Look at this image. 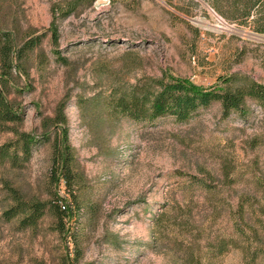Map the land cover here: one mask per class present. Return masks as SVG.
<instances>
[{"label": "rangeland", "instance_id": "rangeland-1", "mask_svg": "<svg viewBox=\"0 0 264 264\" xmlns=\"http://www.w3.org/2000/svg\"><path fill=\"white\" fill-rule=\"evenodd\" d=\"M59 1L0 0V27L18 46L38 37L9 81L8 99L22 114L14 126L36 142L27 162L0 164V264H73L74 256L77 264H181L188 240L200 244L202 258H217L213 264H264V253L252 261L242 247H228L212 257L205 247L222 237L249 245V228L264 221V106L247 100L223 118L214 101L184 122L107 119L100 106L114 91L162 76L204 88L235 73L264 83V33L256 31L264 19L241 25L205 0H95L56 19L54 43L51 5ZM60 102L83 178L81 208L71 203L63 221L74 245L49 207L67 198L50 174ZM3 128L0 146L15 139ZM7 184L24 200L47 202L34 227L2 214L11 202ZM242 199L250 207L240 218ZM161 212L169 224L157 232Z\"/></svg>", "mask_w": 264, "mask_h": 264}, {"label": "trees", "instance_id": "trees-1", "mask_svg": "<svg viewBox=\"0 0 264 264\" xmlns=\"http://www.w3.org/2000/svg\"><path fill=\"white\" fill-rule=\"evenodd\" d=\"M94 1L60 0L52 4L50 26L52 41L56 43L58 39L57 18L74 15L83 8L90 7ZM205 1L215 12H218L227 20L241 25L248 23L251 17L255 22L264 19V0ZM256 31L264 33V24L257 26ZM37 41L38 37H31L18 46L13 36L0 27V125L15 137L13 141L0 146L1 165L7 162L11 167H17L27 162L31 157L32 146L36 142L34 135L20 131L14 126L21 123L22 114L19 113L14 102L8 99V87L12 70L17 67L18 63L20 64V61L30 50L37 46ZM223 83L222 86L204 88L176 77L150 78L144 82L131 85L127 91L110 93L100 104L101 111L105 112L104 115L106 118L108 117L107 119L126 117L136 121H153L170 116L178 122H184L190 119L199 109L206 108L214 101L220 103L223 118L228 117L232 112L244 109L247 100H253L260 106H264V83L238 73L229 75L223 79ZM64 109V102H60L55 109L54 117L51 119L52 126L56 127L58 133L56 141L54 140L52 143L50 174L54 179V183L58 187H63L67 198L56 196L49 207L55 214L58 229L61 228L63 233H67L66 239L71 240L74 245L76 237H72V234L64 229L63 221L66 216L69 217L68 215L74 207L77 210L81 208L78 191L81 188L83 178L76 165L74 149L69 144L67 133L62 127L66 122ZM198 184L205 187L202 182H198ZM7 189L10 191L11 202L4 206L2 214L8 220L19 218V223L24 227H34L37 220L43 216L48 206L47 202L40 200L27 201L19 195L15 188L8 184ZM260 189L262 191L260 202L262 203L259 207L260 213L264 217V183H260ZM71 203L74 204L73 208ZM62 205H64V208H62ZM245 205L250 207L248 199H242L239 202L238 217L240 218H243ZM94 207L93 204L87 206L88 210L95 212ZM250 213V219H258L253 212ZM168 224V219L164 218V212L157 214L154 219V228L157 232H160ZM258 224V228H249L250 235L247 238L244 237L245 242L243 243L247 242L249 245L237 244L232 237H222L218 238L216 244L208 243L205 247L208 251H211L212 257L222 255L228 247H242V251L252 257L251 260L254 261L258 254L264 253V221L258 220ZM181 243H184L183 247L185 253H187V257L180 258L181 264H213L212 261L217 259L202 258L200 255L202 253L201 246L198 242L195 244L188 240L187 242L181 241ZM73 258L75 259L73 264H77L78 258L76 256Z\"/></svg>", "mask_w": 264, "mask_h": 264}, {"label": "built area", "instance_id": "built-area-1", "mask_svg": "<svg viewBox=\"0 0 264 264\" xmlns=\"http://www.w3.org/2000/svg\"><path fill=\"white\" fill-rule=\"evenodd\" d=\"M62 208H64V205H62Z\"/></svg>", "mask_w": 264, "mask_h": 264}]
</instances>
